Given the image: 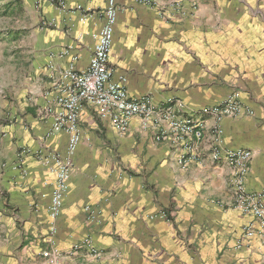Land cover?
<instances>
[{"label": "crops", "instance_id": "crops-1", "mask_svg": "<svg viewBox=\"0 0 264 264\" xmlns=\"http://www.w3.org/2000/svg\"><path fill=\"white\" fill-rule=\"evenodd\" d=\"M58 1L41 5V19L54 26L32 35L30 56L14 71L15 98L0 84V264H52L44 252L55 264H264L260 238L241 230L250 218L228 211L215 227L211 204L236 202L233 169L211 159L217 126L224 148L252 153L246 190L264 192V0H118L113 80L124 81L131 98H147L151 117L133 118L122 133L84 109L52 236L43 158L63 157L68 135L51 133L55 111L47 107L64 70L89 66L107 3L62 0L61 10ZM232 94L237 115L202 113ZM168 111L202 127V139L185 141L199 154L187 166L179 161L182 144L159 139L171 132ZM20 158L25 175L14 169Z\"/></svg>", "mask_w": 264, "mask_h": 264}, {"label": "built area", "instance_id": "built-area-1", "mask_svg": "<svg viewBox=\"0 0 264 264\" xmlns=\"http://www.w3.org/2000/svg\"><path fill=\"white\" fill-rule=\"evenodd\" d=\"M106 7L102 11L103 25L93 34L94 47L89 66L84 71H77L74 67L64 70L54 86L55 96L53 104L47 107L48 113H54L52 134L65 133L68 135V144L65 155L48 154L43 158V164L51 174V178L44 181V187L50 188L49 216L52 221L50 231L52 236L57 233L55 225L60 216L63 199L69 190V176L74 167L73 158L82 141V132L79 118L86 107L93 109L100 117L109 119L114 128L125 133L130 127L133 118L149 120L152 113L147 98H131L125 88L124 81L113 80V70L110 59L113 48L115 27L118 20V0H106ZM143 4H150L152 0H138ZM61 10L65 3L58 1ZM77 9L82 11V7ZM43 25L51 28L52 21H44ZM71 47L62 51V55L69 54ZM76 59V58H74ZM55 109V110H54ZM240 105L237 97H229L220 104L205 108L202 113L213 114L220 119L224 116H235L239 113ZM171 120V132H162L159 139L170 140L175 144H182L180 164L187 166L191 161L198 159L195 146L185 142L189 135L196 139L203 138L202 127L199 122L175 119L170 111L167 112ZM169 133V134H168ZM217 137L216 145L211 152L214 162L224 160L234 171L236 180V209L250 218L244 229L246 239L260 238L264 246V203L259 197H250L246 190L245 180L248 176L252 153L249 150L237 148L226 149L222 144L223 130L219 126L214 128ZM172 135V136H171ZM24 155H32L33 151L26 149ZM36 154V153H35ZM24 158L18 159L14 169L27 173L23 167ZM47 194L43 193L42 198ZM96 218L92 216L94 221ZM43 256L55 264V257L51 252H44Z\"/></svg>", "mask_w": 264, "mask_h": 264}, {"label": "rangeland", "instance_id": "rangeland-1", "mask_svg": "<svg viewBox=\"0 0 264 264\" xmlns=\"http://www.w3.org/2000/svg\"><path fill=\"white\" fill-rule=\"evenodd\" d=\"M47 0H0V84H6L10 92L7 94V99L14 97L13 83L14 72L16 68H21L20 63H24L29 58V51L32 50L33 36L41 34L48 26L43 25L46 18L41 19V10ZM43 5V6H41ZM2 96V94H0ZM235 97V95L227 96ZM224 99V100H225ZM240 105V103H239ZM16 120H12L15 123ZM264 196V192L250 193V197ZM237 197V191H236ZM235 197V199H236ZM264 203V201L262 200ZM211 204L216 210V223L215 227L223 226L226 220L232 216L228 211H238L236 209L237 203L228 200H212ZM219 210H223L221 213ZM246 225L241 227L244 232Z\"/></svg>", "mask_w": 264, "mask_h": 264}]
</instances>
